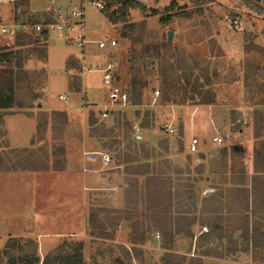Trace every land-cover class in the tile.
I'll return each instance as SVG.
<instances>
[{
  "label": "rangeland",
  "instance_id": "374dc122",
  "mask_svg": "<svg viewBox=\"0 0 264 264\" xmlns=\"http://www.w3.org/2000/svg\"><path fill=\"white\" fill-rule=\"evenodd\" d=\"M15 1L0 6L12 13ZM32 1L56 3L67 18L83 2L78 30L86 40L53 30L39 36L34 22L55 10L30 12L26 0L14 37L0 33V53L12 52L0 58V76L14 95L0 112V170L38 172L36 182L0 174V224L26 222L20 235L0 237V264L74 252L78 242L81 264H264V0H102L105 10L91 0ZM46 38L44 89L45 69L30 59ZM110 38L114 46L98 45ZM107 61L130 101L101 121L102 108L117 106L103 82ZM43 97L53 109H38ZM23 110L36 112L35 129L23 114L4 115ZM33 129L27 146L7 142H25ZM193 136L199 141L189 151ZM95 150L112 162L103 166ZM82 172L85 193L67 185ZM192 199L196 220L178 232L174 216Z\"/></svg>",
  "mask_w": 264,
  "mask_h": 264
},
{
  "label": "built area",
  "instance_id": "2783aa9c",
  "mask_svg": "<svg viewBox=\"0 0 264 264\" xmlns=\"http://www.w3.org/2000/svg\"><path fill=\"white\" fill-rule=\"evenodd\" d=\"M2 1V0H0ZM91 2L99 7V8H103L104 7V3L102 2V0H91ZM69 17L67 18V16H65L61 11H57L54 15H53V19H39L37 21L34 22V29L36 30L37 34L40 35L42 37V35H44L48 32H50L51 30L53 31H59V32H65L64 34L67 33H73L74 34V38H75V42L84 45L85 42V37L84 34L79 31V28H82L84 25V11H83V2L80 3V5L78 6H73V8L70 10V14L68 15ZM237 21V20H234ZM16 29L14 24L11 26L8 25H4V24H0V33L7 35V36H13L15 35ZM116 44V40L114 38H110L109 40H99L98 41V45L100 47H112ZM101 71H103L102 75H103V82L106 83L108 85L109 91H108V95H109V100L114 103L115 107H107L105 106L104 108H102L100 110V118L99 120L101 121H106L107 118H109L112 113L113 116L112 118H114V116H118L119 115V110H123V108L125 107V105L127 103H129L130 101V91L128 89V87L126 86H122L119 82V78L118 75L115 71V69L113 68V63L112 61H107V64L103 67H101ZM159 88H160V84L156 83V85L153 87L152 91L154 93H158L159 92ZM62 98H66L65 95H60ZM131 127L134 128L135 131V137L137 138L140 134H139V129L140 127L138 125H132L131 123ZM224 139V135L223 134H216L212 137V140L217 142V143H221ZM199 141V138L196 136H193L190 139L189 145H188V149L189 151H193L196 149L197 143ZM98 154H100L101 156V162L103 164V166H106L107 164H109V162H112L113 160V156L111 154H109L107 151L105 150H100L98 151ZM110 165H108L109 167ZM156 236H158V233L156 234Z\"/></svg>",
  "mask_w": 264,
  "mask_h": 264
},
{
  "label": "crops",
  "instance_id": "0c3cea01",
  "mask_svg": "<svg viewBox=\"0 0 264 264\" xmlns=\"http://www.w3.org/2000/svg\"><path fill=\"white\" fill-rule=\"evenodd\" d=\"M22 1H25V0H17L15 2L11 3L12 4V8H14V12H12V13L9 12V10H8L9 6L8 7H1L0 6V19L2 21L6 20V22H7V23H5L6 25L11 26V25L14 24L15 26H17V24H18L19 26H22L24 24L22 21H20L17 18L20 15L28 13V12L25 11L26 8H24V6H23L24 4H21ZM26 1H27L26 7H27V9L30 12L47 10V9H50V8H51L52 12L55 10V13L57 11H60L59 8H58L59 6L57 7L56 3H55L54 6H51L49 8H42V6L39 4V3H41V1L40 2H33L32 0H26ZM73 6H75V5H73ZM23 10H24V13H23ZM57 32H59V31H57ZM59 33L62 34V32H59ZM48 42H49V40H48V38H46V44L44 45V47L42 49L43 50L42 54L40 53V54L32 55V57L30 59V64L33 63L34 67H36V66L39 67V68L43 67L45 69L44 76L46 78V84L44 86V89H45V87L47 85V80H48V74H47L46 63H45V61L48 60V54H49V52H48ZM34 61H35L36 64H34ZM44 89H42V92L44 93L43 95L45 96ZM60 95H62V94H60ZM43 99H44V97L42 98L41 101L37 102L38 109H42V110H43V108H44V110L53 109V107L48 106ZM8 108L9 107H0V112H2L3 110L6 111V109H8ZM29 110H33V108L32 109L29 108ZM18 113L19 114H23L24 116H27V117L31 118L33 120L34 129H35V124L36 123H35V120H34V115H36V112H34V111H32V113H30V114H28V112L24 111V110L23 111H17V112H14V113L6 112V113H4V115L18 114ZM34 129L30 132V134L27 137V140L25 142H19L18 140L15 141V140H13L11 138V136H8L7 142L9 143L10 146H20V147L27 146L28 143H29L28 142L29 138L31 137ZM93 153L96 154V155L98 154L97 150L93 151ZM96 155H94V156H96ZM97 157L99 158L98 155H97ZM5 172L6 171H4V170H0V174L1 175H4V174L23 175V176L31 177L34 182H36V178L38 176V172L36 170H32V169L12 170V171H9L8 173H5ZM49 174H51V173H49ZM79 174H81V176H79ZM75 175L78 176L79 183H77V182L74 183V182H71V180H69L68 183H67L68 187L71 190H76V191H79L80 193H85L86 191L84 189H86V187H87V185L85 183V176H87L86 173L82 172V173H77ZM75 175H74V177H75ZM83 175H85V176H83ZM32 180H30V181H31V183L34 184V182ZM65 205H67V207L69 206L68 204H65ZM64 207L65 206L59 207V208H64ZM34 208L35 207L33 205V209ZM30 212H32V213H30ZM29 214H33V211L29 210ZM36 214H37V212H36ZM36 214L34 216H36ZM25 223H21V219H20V221L18 223L16 222L14 225H13V223H9V224L3 223V225L0 224V228L3 229L1 231L0 237H2V238L8 237L9 236V234H8L9 232L11 233L10 235H18V234L20 235L21 234L20 232H23V231H19V230H23L22 227L24 226ZM41 248H42V246L39 245V249L40 250H41Z\"/></svg>",
  "mask_w": 264,
  "mask_h": 264
},
{
  "label": "trees",
  "instance_id": "16d2710c",
  "mask_svg": "<svg viewBox=\"0 0 264 264\" xmlns=\"http://www.w3.org/2000/svg\"><path fill=\"white\" fill-rule=\"evenodd\" d=\"M117 1H122L124 6H130V7H143L144 6V2L142 0H117ZM175 3L176 1L173 0L172 5H174ZM103 10H105V6ZM151 12L153 14H156L158 10L156 8H153L151 9ZM107 15L112 22H116V20L118 19V17L115 16L114 11H112L111 13ZM160 20H163L162 16H160ZM24 37H26V35H24ZM35 38L37 39V37ZM36 39H30L29 41L36 40ZM20 43H23V41L21 40ZM11 56H12L11 51H7L6 53H2V54L0 53V58H4L7 60ZM0 71H1V68H0ZM0 77H1L0 78V107H10L13 105V101H14V95L12 91L13 84L11 83V80L9 81V79L3 78V75H1ZM135 140H139V138H136ZM225 157H226V154H225ZM142 164H148V163L146 162ZM240 190L244 191V198L248 199V189L246 187L245 188L241 187ZM187 192L190 193L189 198H195L196 194L193 191V189H190ZM204 199L205 197H203V200ZM184 206H185L183 207L184 209L177 212V214L174 216L175 229L178 232L182 231L184 228H189L191 224L194 223L196 220L195 214H192L193 211L191 209V206L196 208L197 200L193 201L192 199L190 203L189 202L185 203ZM6 246H9V241L6 243ZM81 247H82V243L78 242L76 246V250L74 252L62 250L61 252L57 253V252L50 251L46 253L41 260L39 256L36 253H34L30 255L29 257H26V259L20 257L19 260H22V261L25 260L26 264H38L39 262L40 264H81V261H82ZM15 262H16V259L12 257L8 264H15Z\"/></svg>",
  "mask_w": 264,
  "mask_h": 264
},
{
  "label": "water",
  "instance_id": "95a60500",
  "mask_svg": "<svg viewBox=\"0 0 264 264\" xmlns=\"http://www.w3.org/2000/svg\"><path fill=\"white\" fill-rule=\"evenodd\" d=\"M169 34H171V32H169Z\"/></svg>",
  "mask_w": 264,
  "mask_h": 264
}]
</instances>
